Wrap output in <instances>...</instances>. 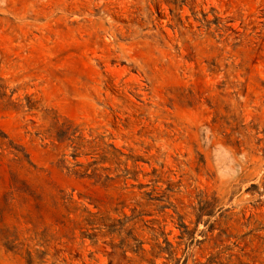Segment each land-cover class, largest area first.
<instances>
[{"label":"rangeland","instance_id":"1","mask_svg":"<svg viewBox=\"0 0 264 264\" xmlns=\"http://www.w3.org/2000/svg\"><path fill=\"white\" fill-rule=\"evenodd\" d=\"M53 113L140 159L130 189L73 174L69 144L37 135ZM11 173L43 217L5 202ZM59 196L144 214L166 248L135 233L155 264H264V0H0V264H150L72 236Z\"/></svg>","mask_w":264,"mask_h":264},{"label":"trees","instance_id":"2","mask_svg":"<svg viewBox=\"0 0 264 264\" xmlns=\"http://www.w3.org/2000/svg\"><path fill=\"white\" fill-rule=\"evenodd\" d=\"M176 0H173L175 2ZM44 135L45 139H49L59 144H69L73 152L71 157L75 161L70 171L81 177H88L97 180L101 183H112L117 181L125 185L124 190H129L127 182L130 179L137 180L138 173L129 169V160L134 162L140 159L128 156L120 151L114 144L107 142L105 136H94L92 133L87 137L84 134L81 126L70 119L64 118L57 113H53L50 118V126L44 132H39L37 135ZM16 159L14 162L21 165H31L32 163L26 153L17 151L15 153ZM82 157H91L92 161L83 163L78 161ZM126 157L124 160L123 158ZM109 165V166H105ZM132 189H143V185L131 186ZM10 192L5 198L7 203L15 199L13 196L23 198L24 201L34 202L31 208L35 209L41 217H43L46 206L43 203L42 195L37 194L25 180H22L16 173H11ZM135 194L134 191H132ZM143 199L150 201H161L160 198L152 197V193H143ZM58 224L64 228L73 226L71 230L72 236H75V231L79 228L85 230L82 233L83 239L89 238L93 242L101 237H109L112 241L119 239V246L125 250V253L130 252L134 258L141 262H148L155 264L154 260L147 259L148 251L143 247L145 242H142L136 236L139 230L144 231V228H149L153 232L152 240L158 241V236H154L156 229L148 227L144 220L141 218L144 214H136V209L132 211L131 216L123 214L120 218H113L102 211L93 212L88 207L84 206L81 202L75 200L72 196H59L55 198L54 210ZM64 213V214H63ZM72 215L79 218V221L72 219ZM144 223V225L137 228V225ZM182 239L186 236L191 237L192 232L188 231V226L181 224ZM93 231L90 233L89 231ZM168 245L170 243L167 242ZM153 249L158 250L157 255H161L166 248L161 244L154 243Z\"/></svg>","mask_w":264,"mask_h":264}]
</instances>
